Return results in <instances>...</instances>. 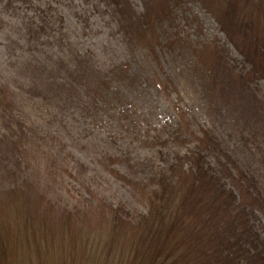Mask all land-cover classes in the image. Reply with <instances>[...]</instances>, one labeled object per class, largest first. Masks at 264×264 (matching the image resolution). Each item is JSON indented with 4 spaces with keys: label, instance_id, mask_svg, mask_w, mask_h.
I'll use <instances>...</instances> for the list:
<instances>
[{
    "label": "rangeland",
    "instance_id": "rangeland-1",
    "mask_svg": "<svg viewBox=\"0 0 264 264\" xmlns=\"http://www.w3.org/2000/svg\"><path fill=\"white\" fill-rule=\"evenodd\" d=\"M228 25L198 0H0V243L18 252L8 264L57 263L79 246L118 261L157 172L203 128L215 184L260 201L225 224L228 253L264 264V45L252 56Z\"/></svg>",
    "mask_w": 264,
    "mask_h": 264
},
{
    "label": "trees",
    "instance_id": "trees-1",
    "mask_svg": "<svg viewBox=\"0 0 264 264\" xmlns=\"http://www.w3.org/2000/svg\"><path fill=\"white\" fill-rule=\"evenodd\" d=\"M198 1L219 22L229 24V36L235 44L241 45L244 51L249 48L250 54L258 57L259 46L264 45V0H236V23L233 12L232 16L227 12V0ZM165 9L162 12L158 10L159 15L165 18L170 14L172 18L173 8L166 6ZM244 21L252 22L253 35L240 37ZM151 26L148 24L146 31ZM151 38L157 37L153 34ZM255 63L260 67V61ZM201 131L198 135L192 132L195 143L184 157H179L166 170L157 172L154 177L156 188L146 197V212L135 226L138 237L122 246V256L118 261L112 263L104 257L95 259L91 246H79L71 257L57 263L46 261L45 264H237L238 255L228 253L233 249L230 244L237 242H233V237L225 232V224L248 218L246 208L254 204L260 206V201L243 190L242 197L236 202L234 193L215 184V178L209 176L206 167L210 133L204 128ZM13 155L20 156V153ZM248 202L251 205H246ZM113 214L120 217L118 212ZM111 231L113 234L119 232L114 225ZM116 237L120 239V232ZM119 239L113 238V241ZM216 243L229 244L221 247ZM17 256V249H9L6 243H0V264H8Z\"/></svg>",
    "mask_w": 264,
    "mask_h": 264
}]
</instances>
